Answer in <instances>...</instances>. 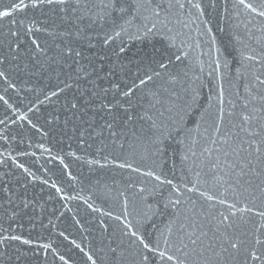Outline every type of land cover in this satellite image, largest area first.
<instances>
[{
  "label": "snow or ice",
  "instance_id": "6c2138e0",
  "mask_svg": "<svg viewBox=\"0 0 264 264\" xmlns=\"http://www.w3.org/2000/svg\"><path fill=\"white\" fill-rule=\"evenodd\" d=\"M228 3L225 0L220 19L234 21L228 32L235 52L232 59L212 35L210 21L205 19L204 0H8L7 4L0 0V21L11 18L10 23L18 25L16 31L8 33L7 54L0 52V81L7 84L4 94H0V104L12 114L0 120V125L26 123L46 136L47 132L28 113L38 112V106L72 91L64 110L75 116L84 111L83 105L103 113L109 119L99 132L93 130V135L103 136L106 131L112 144L120 147L118 155H103L107 144L101 140L98 158H89L86 163L143 178L127 183L118 193L122 200L117 214L97 207L91 197L68 192L51 177L37 176L20 160L35 157V151L0 153V164L10 159L12 167L21 170L26 183L39 181L54 190L55 197L65 202L64 208L73 211L67 202L82 201L90 213L99 214L100 247L85 244L87 237L78 241L66 230L58 232L64 242L82 254L84 264H98V261L102 264H264V0H230L231 9ZM211 6L217 7V0H211ZM37 9L45 17L42 23L27 16L29 10ZM20 13L25 15L17 20ZM193 31L197 37H210L217 78H223L222 68L234 63L235 79L239 82L232 85L236 90L228 94V99L221 85L216 95L209 97V107L215 111H201L195 117L198 109L177 104L181 91H186L182 89L186 73L182 74L178 65L184 64L194 48L202 47L199 39L193 44ZM41 32L50 37V43L39 39L37 33ZM23 37L30 38L29 47L33 49L35 71L30 75L53 66L59 71L55 72L52 88L41 90L43 99L37 95L35 102L30 101L27 111L22 112L10 102L12 97L7 93L9 90L19 93L11 69L23 71L13 63L22 55ZM149 40H156L160 48L153 45L152 55L140 57L132 73L129 67L132 61L124 63L129 46ZM3 47L4 40L0 38V49ZM5 64L9 65L8 69L2 67ZM118 73L120 78H116ZM59 119L58 115L52 116L48 123ZM67 122L66 119L65 125ZM202 122L208 126L200 132ZM136 124L141 127L137 129ZM189 124H195L196 135ZM118 125L122 126L121 131L116 130ZM128 125H133L131 130ZM85 136L82 129L77 138L79 145L91 147ZM202 136L206 144L201 143ZM7 140V136L0 134V141ZM128 140L131 143L125 147L124 141ZM20 142H24L23 138ZM137 145L143 146L139 160ZM29 147L33 145L29 143ZM35 147L41 154H48V163L58 162L71 181L77 180L65 161L68 157L77 160L85 157L78 156L76 151L53 153L43 143ZM169 148H173V158L179 154L182 165H187L179 177L163 170ZM6 175L0 173V181ZM146 181L151 183V189L144 186ZM0 192L7 193L5 212L11 219L25 209H32L29 219L35 228L37 201L28 197L27 189L20 194L9 181L0 183ZM161 200L163 208L172 211L168 219L156 223V217L165 214L160 211ZM198 200L203 202L199 207ZM40 209L43 215V205ZM105 218L118 225L107 237L104 233H108L110 225ZM72 219L82 233L88 231L75 214ZM146 225L151 226V231ZM40 227L55 230L57 225L49 217L47 224L40 222ZM10 229L11 226L0 231V244L15 241L36 246L45 255L50 251L60 264H73L71 255L61 253L53 241L41 243L40 237L12 234Z\"/></svg>",
  "mask_w": 264,
  "mask_h": 264
},
{
  "label": "water",
  "instance_id": "95a60500",
  "mask_svg": "<svg viewBox=\"0 0 264 264\" xmlns=\"http://www.w3.org/2000/svg\"><path fill=\"white\" fill-rule=\"evenodd\" d=\"M3 4H7L8 0H2ZM206 5V16L205 19L210 21V25L213 28V33L216 37L218 43L222 46L225 54H231L230 59L235 57V52H233L232 45L229 43L228 32L231 30L230 25L234 22L225 18L220 19V16L225 7V0H217V7L213 8L211 6V0H204ZM229 9H231V3L227 4ZM25 14H17L16 19L19 20L23 18ZM29 18H35L38 22L42 23L44 16L41 14L39 9L29 10L27 13ZM11 18H6L0 21V38L4 40L5 47L0 49V52L7 54V42L9 31H16L18 25H12L10 23ZM223 28L224 31L219 29ZM37 36L41 41H50L45 33H37ZM192 42L199 39L202 43L201 48H194L184 64L178 65L179 70L182 74L186 73L183 79L182 89L186 91H181V99L177 101V104L191 105L193 109H198L199 111L194 112V117L199 116L201 111H206L212 113L215 111L214 108L209 107V97L216 95L219 87L222 85L225 90V98H229V93H234L235 88L232 85H238L239 82L235 79V67L236 64H230L227 68H222L221 73L223 78L218 79V74L214 71L215 64V53L211 51V43L209 36L197 37L196 32H192ZM30 38L23 37V52L14 64H17L23 71H17L15 68L11 69V76L14 81L17 82L19 93L12 92L9 90L8 96L12 97L10 101L16 107H18L22 112L27 111L29 102H35L37 95H40L41 90L45 92L52 88L55 84V72L59 71L58 68L53 66L48 68L44 72H38L36 75H30L32 71H35L33 67V59L31 58L32 48H30ZM155 45L156 48H160V44L156 40L149 41H137L133 42L127 52V59L124 61L128 64V61H132L129 65L131 72L135 73L136 63L142 56H151ZM205 53V54H202ZM41 62H44V58H40ZM28 68H25V65ZM211 65V66H210ZM4 69H8L9 65L5 64L2 66ZM116 78H120L118 73ZM24 81H29L28 84H24ZM7 87V84L0 81V94H4L3 90ZM31 88L33 90L28 91L26 89ZM73 95L72 91L66 92L60 95L58 98H54L52 102L40 105L39 111L34 113H28L29 118L33 120L34 123H38L42 126V130L47 132L44 136L35 129L29 128L25 123L23 126L18 122L16 125L8 124L7 126L0 125V134L8 137L7 141H0V153L7 155L11 153L15 155L17 152H36V156H26L21 157V162H24L32 172L37 176H41L44 179L51 177L57 180L65 189L75 194L79 192L84 197H91L92 201H95L97 207L104 210H111L114 213H119L120 204L122 198L118 196L120 191H123L127 183L137 181L143 178L137 177L135 174H129L126 171L115 169L112 167L100 168L98 166H89L86 160L89 158H98L97 149L101 148V140H104L107 144V148L103 151V155L112 153L113 155L120 154L119 144L113 145L111 138L105 131L103 136L93 135V130L95 132L100 131V127L104 124L105 120L109 117L105 116L103 113L87 106L84 107L83 112H77L75 116L72 115L70 111H65L66 100H71ZM195 97V99H193ZM43 99V95H40ZM231 98H235L234 96ZM135 103V101H134ZM238 110V109H237ZM51 114V115H50ZM10 111L6 109V106L0 104V120L5 119L6 116H11ZM58 115L60 117L59 121H53L49 124L48 121L52 116ZM122 115V113H121ZM67 119V125H65V120ZM210 123V121H208ZM208 123H201L200 132L204 131V128L208 126ZM121 125H118L116 130L121 131ZM129 130L132 129L133 125L126 126ZM135 127L138 129L141 127L140 124H136ZM189 128L193 129V135H196L195 124H189ZM86 132L87 144L91 147H81L78 142V137L81 130ZM211 129H209L210 133ZM15 137V139H12ZM23 138L24 142L21 143L20 140ZM201 143L206 144L207 141L205 137H200ZM29 143L33 147H29ZM45 144L53 153L60 152L63 150L64 153L69 151H76L78 156H83L85 159L77 160L72 157L66 159V163L70 164V170L72 175L77 177L75 182L71 181L66 173L62 170V166L58 162L48 163L49 156L47 153L41 154L40 150L35 147L38 144ZM125 147L131 140L124 141ZM175 145H173V148ZM173 148H169L167 158L163 162V170L169 175L175 174L177 177L181 176L186 169L187 165H182L179 154L175 158L172 157ZM137 160L143 155V146L137 145ZM179 153V149H177ZM150 163V161H148ZM174 163V167H173ZM189 164L191 161L188 162ZM47 169V171H45ZM0 173H6L3 182H11V186L19 189V193L23 194L25 189H27L28 197L35 198L37 201V217H36V227L33 228L30 217L32 216V209L23 210L15 219H11L9 214L5 212L8 207L6 203L7 193L0 192V204L4 207L0 208V231L3 229H9L11 226L12 234H22L25 237H30L36 239L40 237L41 243H47L50 240L54 242V246L59 248L61 253H68L72 257L73 264H84L82 259V254L71 248L67 242H64L61 237L58 236L59 231H67L71 233L72 237L81 240L83 237H87L84 240L85 244H91L94 247L101 246V231L97 226V219L99 214L90 213L83 205L82 201H70L67 202L69 208L73 211H69L64 208V201H60L55 197L54 190L48 189L46 186L42 185L39 181L34 183H26V178L21 172V170L12 167L11 160L7 159L3 164H0ZM144 186L151 189V183L145 182ZM167 190H165V195ZM52 197V198H50ZM197 199L196 197H192ZM150 202L155 203V200L150 198ZM203 203L198 200L197 207ZM40 205H43V215H41ZM130 210H132L130 205ZM219 210V208L217 209ZM160 211L164 212L163 216L156 217V223H162L169 218L168 213L172 210L167 211L163 208V202L161 200ZM10 212V209H9ZM55 212V215L52 213ZM63 212L61 216L60 213ZM76 215L78 219L85 228L88 229L87 232L82 233L78 226H75L72 219L73 215ZM49 217L57 225L56 229L51 228L43 229L40 227V222L44 224L48 223ZM59 217V219H57ZM95 217V218H94ZM106 222L110 225L108 233H104L107 237L111 235L118 228L117 222L114 220H108ZM139 219V217H137ZM148 231H151V226H145ZM5 235L8 233H4ZM107 240H104L106 243ZM103 256V253L100 254ZM0 264H60L58 259H54L53 254L49 251L47 255L43 249L37 248L36 246L29 247L27 245H20L15 241H6L4 244H0ZM98 264H102L98 261Z\"/></svg>",
  "mask_w": 264,
  "mask_h": 264
}]
</instances>
